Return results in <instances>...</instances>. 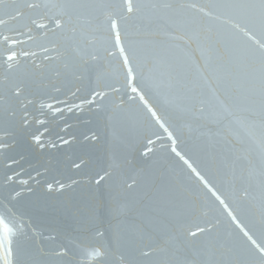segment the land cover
Here are the masks:
<instances>
[{
	"label": "water",
	"instance_id": "1",
	"mask_svg": "<svg viewBox=\"0 0 264 264\" xmlns=\"http://www.w3.org/2000/svg\"><path fill=\"white\" fill-rule=\"evenodd\" d=\"M131 3L0 0V243L13 264H260L264 25L221 7L260 0Z\"/></svg>",
	"mask_w": 264,
	"mask_h": 264
},
{
	"label": "snow or ice",
	"instance_id": "2",
	"mask_svg": "<svg viewBox=\"0 0 264 264\" xmlns=\"http://www.w3.org/2000/svg\"><path fill=\"white\" fill-rule=\"evenodd\" d=\"M29 7H37V5L35 4H29ZM221 7L224 8H235V9H258V18H259V22L261 25H264V0H260L259 4H255V3H235V4H224L221 5ZM127 11L128 12H132L133 11V5L131 3V0H127ZM57 26L60 27L61 25L59 23H57ZM111 27L112 28H117V23L115 21L111 22ZM251 38V37H250ZM9 37H5L4 38V43L6 45V56H5V62H9V61H15L16 60V53L12 51L11 47H7V45L9 44ZM12 44L16 43L15 41L11 42ZM116 43L119 44L120 43V37L117 34L116 36ZM262 48H264V44L261 45ZM121 53L124 52V49L121 48L120 49ZM25 55H27V53H25ZM125 64H127L129 61L127 60V58H125ZM12 65L9 64L8 67L10 68ZM131 73V69H129V74ZM132 92L135 93L137 92V88L133 87L132 88ZM15 95L19 96L21 94V90L19 88H17L15 90ZM96 97H101L102 98V94L101 92H96L94 96H92L88 102L89 103H96ZM141 100L144 99L143 96L140 97ZM148 111L151 113V116L156 118L157 123H160V119L157 116V113L155 111H153L151 108L148 109ZM201 111H203V109H201ZM160 127L164 128V131L167 132L168 129L165 127L164 124L160 123ZM169 137L171 138V133H169ZM36 142L39 144L40 143V137H35ZM68 141H64V143H67ZM151 143V141H149ZM4 147V145L2 143H0V148ZM172 151L177 155L180 156L181 159L184 160V163L186 165H188L189 168L192 169V171L194 173H196L197 177L200 178L203 183H204V187L208 190V192L211 193V195L215 198L216 201L219 202V204L221 205H225V207H227L225 200L222 198V196L220 194H218V192L216 190H214V188L212 186L209 185V183L204 180L203 177L200 176V173L196 171L195 168L192 167V165L189 163V161L187 159H184L183 156H181V154L177 151V149L175 147H172ZM77 167H79V165H76ZM8 180H12V177L9 176L7 177ZM131 187V185H129ZM60 188H63V185H60ZM48 189L51 191L52 190V185L49 184L48 185ZM228 215L232 218L233 221L237 220V217L233 214L232 211L228 212ZM0 225H3V228L5 231H9L7 224H5L3 221H0ZM239 227V224L237 225ZM206 229L204 228H200L199 231L203 232ZM241 232L243 233V236L246 237L247 242H249V251L250 254L252 255L253 259H259L260 264H264V242H260L258 241L257 238H255V234L251 233V230H248L246 228L241 227ZM190 235L192 236H196L197 232H190ZM0 249H2L4 251V258H3V264H13V260L12 257L14 255L13 249L9 243L8 246H5L3 243H0ZM144 255H148L149 253L144 252ZM57 255H64L63 252H57ZM93 256H100V253L93 250L92 252Z\"/></svg>",
	"mask_w": 264,
	"mask_h": 264
}]
</instances>
